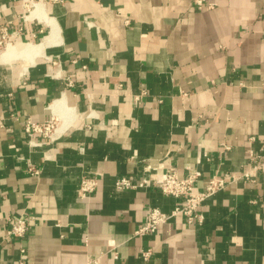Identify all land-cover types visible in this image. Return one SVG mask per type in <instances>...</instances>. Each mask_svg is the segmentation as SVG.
<instances>
[{"label": "crops", "instance_id": "1", "mask_svg": "<svg viewBox=\"0 0 264 264\" xmlns=\"http://www.w3.org/2000/svg\"><path fill=\"white\" fill-rule=\"evenodd\" d=\"M41 3L0 0V264H264V163L206 198L201 223L179 214L149 234L134 232L147 210L181 199L113 185L149 165L198 169L202 189L262 162L264 0ZM26 116L56 117L57 137L29 146ZM18 216L27 231L8 236Z\"/></svg>", "mask_w": 264, "mask_h": 264}, {"label": "built area", "instance_id": "2", "mask_svg": "<svg viewBox=\"0 0 264 264\" xmlns=\"http://www.w3.org/2000/svg\"><path fill=\"white\" fill-rule=\"evenodd\" d=\"M46 0H21L23 6L30 10L37 2ZM205 3V0H193L196 8L200 9ZM208 7L214 5L207 3ZM127 22V21H126ZM11 34L8 32L6 26L0 28V46L6 44L10 40ZM58 120L56 117L51 116L43 121L33 119L31 116L24 117L23 130L27 137L28 145L31 147L40 146L46 142L52 141L57 137ZM224 149H228L229 145L222 144ZM251 160L248 169L242 174H232L230 172L224 173L221 177L212 176L207 179L202 189H196V180L201 176V171L198 169H188L185 176L180 177L176 171L169 168L167 171L148 172L151 167L145 165V171L138 177L131 175H121L114 179L113 185L116 190L122 189H136L148 185H156L160 191L169 196L178 197L181 203L176 206L170 213H165L158 207H150L145 216L143 223L134 231L135 234H149L154 233L158 227L165 223L170 217L175 215H182L187 224L201 223L203 215L199 210L201 203L216 191L223 189L227 184L238 180L254 181L251 171H256L261 168L264 163L259 162L252 154H249ZM159 166L155 171H158ZM30 172L36 174L37 169L30 165ZM97 186V175H82L77 187V196L80 199L88 197ZM6 220L10 223L7 229V235L11 237H22L27 231L28 224L24 217H7ZM116 257V252L114 251ZM150 255V250H143L141 256L147 259Z\"/></svg>", "mask_w": 264, "mask_h": 264}, {"label": "bare ground", "instance_id": "3", "mask_svg": "<svg viewBox=\"0 0 264 264\" xmlns=\"http://www.w3.org/2000/svg\"><path fill=\"white\" fill-rule=\"evenodd\" d=\"M39 4H42V3H41V2H37V3H35L32 9H34V7H36V6L39 5ZM10 43H11V42L6 43L5 46L9 45ZM5 50H6V49H5ZM5 50H4V51H5Z\"/></svg>", "mask_w": 264, "mask_h": 264}, {"label": "rangeland", "instance_id": "4", "mask_svg": "<svg viewBox=\"0 0 264 264\" xmlns=\"http://www.w3.org/2000/svg\"><path fill=\"white\" fill-rule=\"evenodd\" d=\"M1 46H4V44H2Z\"/></svg>", "mask_w": 264, "mask_h": 264}]
</instances>
